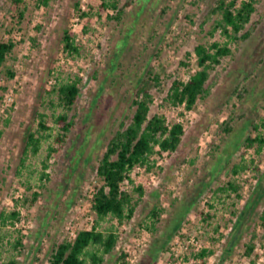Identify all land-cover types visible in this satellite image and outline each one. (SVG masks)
I'll return each instance as SVG.
<instances>
[{
    "label": "rangeland",
    "instance_id": "rangeland-1",
    "mask_svg": "<svg viewBox=\"0 0 264 264\" xmlns=\"http://www.w3.org/2000/svg\"><path fill=\"white\" fill-rule=\"evenodd\" d=\"M118 2L124 8L120 20L110 17L113 10L98 12L100 0H24L19 23L13 0H0V42H16L0 68V215L21 212L15 224L0 222V264H51L71 227L86 228L92 214L97 219L91 193L103 183L97 168L121 124H130L136 92L151 68L163 86L153 90L150 116L165 115L169 124L183 123L186 132L175 153H155L153 168L136 167L134 185L125 184L139 201L134 218L123 224L111 216L99 221L100 231L119 236L103 264H122V253L127 264H202L195 247L185 249L193 237L201 251H209L205 264H264V149L258 153L246 144L257 135L253 125L264 122V0L247 26L251 36L232 44L233 54L211 73L210 95L192 111L163 106L162 100L175 79L187 81L198 70L194 55L190 68L180 66L187 52L200 43L226 41L220 31L213 33L217 0ZM76 4L89 12L86 18ZM66 29L76 33L80 54L66 53ZM76 77L82 79L81 95L69 112L75 129L50 160L49 179L42 180L49 147L57 146L56 116L66 112L54 89ZM237 89L245 92L243 99ZM11 90L14 101L6 107ZM37 113L47 115L52 137L22 164L27 136L39 127ZM259 132L264 136V126ZM228 182L239 185L238 194L220 190ZM138 185L142 198L134 192ZM35 191L41 196L33 205ZM251 244L255 250L248 256Z\"/></svg>",
    "mask_w": 264,
    "mask_h": 264
},
{
    "label": "trees",
    "instance_id": "trees-1",
    "mask_svg": "<svg viewBox=\"0 0 264 264\" xmlns=\"http://www.w3.org/2000/svg\"><path fill=\"white\" fill-rule=\"evenodd\" d=\"M101 3L98 12H108L113 10L116 15L110 16L120 20L124 14V8L119 6L118 0H100ZM260 0H217L212 9L213 14L219 16L213 27V33L220 31L225 42L214 41L210 44L200 43L195 46L194 51L187 52L185 60L180 63L181 67L190 68L193 55L196 58L198 70L191 74L185 81L175 79L170 86L166 96L162 100L163 106L180 108L186 111H192L200 99L207 98L210 95V89L207 83L211 77L212 71L222 63V60L233 54L232 44H239L251 36L247 31V26L251 23L254 13L257 11V4ZM14 19H19L21 23L25 18L26 8L22 5L24 0H13ZM131 6L129 3L127 7ZM76 9L82 18H86L89 12L80 10V5L76 4ZM92 10V8H91ZM64 49L70 55L80 54V47L76 43V33L72 29H66L63 36ZM16 42L13 38L8 41L0 42V68H2L8 58L13 53ZM10 79L15 77L13 71H8ZM80 77L60 84L54 90L58 94L59 105L66 112L56 116V123L59 126V133L55 136V144L50 146L48 155L44 161V172L42 180L49 179L50 174L46 173L49 169L50 160L58 154L61 148L66 144L70 133L75 129L76 122L69 116V112L77 104L81 95ZM163 79L153 68L149 69L142 79L136 92L133 105L135 111L131 122L126 125L124 122L121 128L115 132L110 140L107 150L104 153L99 166L97 175L103 183L96 187V192L92 198V210L97 219L95 226L91 230H81L74 241L64 240L57 245L51 257V264H103L105 257L111 254L117 247L119 236L114 230L108 232L98 229L99 221L108 217L115 218L120 224L131 221L136 213L139 201L135 199L133 192L125 188V184L134 185L132 173L136 167H147L149 170L156 164L151 162V157L156 153L160 157L164 154L172 155L175 153L185 135L186 129L183 123L169 124L165 115L156 114L150 116L151 107L155 103L153 90H162ZM239 98L245 97V92L236 90ZM38 129L30 132L27 136L26 145L21 159L22 164H26L30 156H36L41 152L43 141L52 137V127L49 125L48 117L44 113H37ZM261 124H254L253 129L257 132L255 137L249 136L246 139L248 148L257 147V152L261 153L264 149V136L259 132ZM225 130L232 132L233 127L230 122L226 123ZM240 167L236 166L234 173L238 174ZM222 191H232L238 194L239 185L235 182H228L227 187L220 188ZM134 192L139 194L140 198L144 196V188L140 185L134 187ZM40 193L35 191L32 194L31 203H37ZM154 210L152 216H156ZM21 218V212L11 211L9 214L1 213L0 222H12L15 224ZM209 219V215H205ZM264 226V215L262 216ZM22 241L18 240L16 246H21ZM255 250V245L246 247V254L251 256ZM209 251L203 249L196 257L204 259ZM127 254L122 253V264H127ZM3 264H17L16 260H10Z\"/></svg>",
    "mask_w": 264,
    "mask_h": 264
},
{
    "label": "built area",
    "instance_id": "built-area-1",
    "mask_svg": "<svg viewBox=\"0 0 264 264\" xmlns=\"http://www.w3.org/2000/svg\"><path fill=\"white\" fill-rule=\"evenodd\" d=\"M54 81H50V83L52 84ZM14 101V90H11V92L7 93L4 99V104L6 107H9L10 105H12ZM96 192V187H93V189L91 190L92 196L95 194ZM88 222L86 225V228L84 229H78L77 225H74L73 227H71L70 229V236H69V241H74V239L76 238L77 234L81 231V230H91L94 226H95V222H96V217L92 214L87 218ZM189 247H195V251L196 252H200L201 251V246L199 241L196 239V237L190 238V240L188 241V245L185 247L186 250L189 249ZM185 255H183L181 257V260L179 261L181 263V261H184V257ZM186 262V261H185Z\"/></svg>",
    "mask_w": 264,
    "mask_h": 264
}]
</instances>
